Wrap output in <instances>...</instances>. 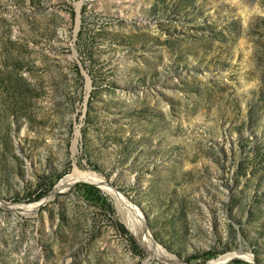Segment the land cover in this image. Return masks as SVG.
Returning a JSON list of instances; mask_svg holds the SVG:
<instances>
[{
	"label": "rangeland",
	"instance_id": "obj_1",
	"mask_svg": "<svg viewBox=\"0 0 264 264\" xmlns=\"http://www.w3.org/2000/svg\"><path fill=\"white\" fill-rule=\"evenodd\" d=\"M75 171L182 264H264V0H0V200ZM117 205L0 206V264H170Z\"/></svg>",
	"mask_w": 264,
	"mask_h": 264
},
{
	"label": "bare ground",
	"instance_id": "obj_2",
	"mask_svg": "<svg viewBox=\"0 0 264 264\" xmlns=\"http://www.w3.org/2000/svg\"><path fill=\"white\" fill-rule=\"evenodd\" d=\"M79 181H85L89 183H93L97 186H99L103 191L111 195L112 198L116 201L118 204L117 206H122L127 212V226L131 233L138 239L140 235L145 236L146 242H142V245L146 249L147 252H149V255L151 256H157L162 257L161 259L169 261L170 264H182L176 259H173L172 257H169L165 255L163 252L159 251L158 247L154 244L153 240L151 239V236L147 232V229L145 228V224L143 222V219L141 217V214L136 210L135 207L128 204L126 200L121 196L118 192L113 190L108 184L105 178L94 172L86 171V172H80L75 171L71 175L66 176L64 179H62L54 188V190L51 192L49 197L46 199L41 200L38 203L34 204H8L4 201L0 200V206L3 208H6L7 210L12 211H18L23 213H31L35 212L39 209V207L48 200L52 199L53 196L61 190H69V187H71L75 182ZM120 209V208H119ZM126 217V216H125ZM141 236V237H142ZM232 256H227L225 258H222L221 261H217V263H224L228 262ZM242 257L246 258L247 260H251V257L248 255H243Z\"/></svg>",
	"mask_w": 264,
	"mask_h": 264
},
{
	"label": "water",
	"instance_id": "obj_3",
	"mask_svg": "<svg viewBox=\"0 0 264 264\" xmlns=\"http://www.w3.org/2000/svg\"><path fill=\"white\" fill-rule=\"evenodd\" d=\"M55 196V195H54ZM53 196V197H54ZM46 202H44L43 204H45ZM42 204V205H43ZM218 260V259H217ZM217 260H211V261H209L207 264H217Z\"/></svg>",
	"mask_w": 264,
	"mask_h": 264
},
{
	"label": "trees",
	"instance_id": "obj_4",
	"mask_svg": "<svg viewBox=\"0 0 264 264\" xmlns=\"http://www.w3.org/2000/svg\"><path fill=\"white\" fill-rule=\"evenodd\" d=\"M81 186H83V187H90V188L94 189L96 192H99L97 189H95V188L92 187V186H89V185H86V184H82Z\"/></svg>",
	"mask_w": 264,
	"mask_h": 264
}]
</instances>
